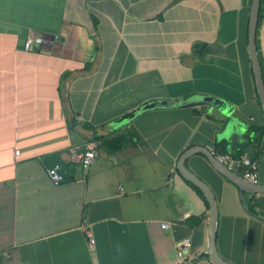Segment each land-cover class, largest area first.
<instances>
[{
  "label": "crops",
  "instance_id": "obj_1",
  "mask_svg": "<svg viewBox=\"0 0 264 264\" xmlns=\"http://www.w3.org/2000/svg\"><path fill=\"white\" fill-rule=\"evenodd\" d=\"M249 4L0 0V264H213L207 202L175 164L190 145L231 147L250 123L264 128ZM256 30L264 81V0ZM34 34L46 40L25 48ZM199 95L211 100L180 102ZM256 145L264 182V129ZM185 164L213 191L218 254L264 264V191L240 192L202 153Z\"/></svg>",
  "mask_w": 264,
  "mask_h": 264
},
{
  "label": "water",
  "instance_id": "obj_2",
  "mask_svg": "<svg viewBox=\"0 0 264 264\" xmlns=\"http://www.w3.org/2000/svg\"><path fill=\"white\" fill-rule=\"evenodd\" d=\"M259 6V0H250L249 11H248V22H247V49L248 55L251 63L252 74L254 78V85L256 89V93L261 105V109L264 116V81L262 78L261 68L259 65L257 51L255 46V32H256V24H257V10ZM197 98H189L187 100L180 101L181 103H190L193 100L197 101H210V95H199ZM177 100H160L153 101L150 104L155 105H171L176 103ZM193 153H202L211 166L217 170L220 174H222L229 181L234 183L239 191L246 190L249 192H263L264 191V182H256L251 183L248 180L241 177L238 173L229 168L224 162L219 161L212 151L202 145L193 144L185 149H183L177 159H176V170L177 172L184 177L186 180L193 183L197 186L201 192L203 193L205 200L207 202V233H206V246L205 253L209 261L213 264H233L224 258H222L215 247V228H216V215H217V205L216 200L213 194V191L202 178H200L197 174L191 171L187 165L185 164V160L187 156Z\"/></svg>",
  "mask_w": 264,
  "mask_h": 264
},
{
  "label": "built area",
  "instance_id": "obj_3",
  "mask_svg": "<svg viewBox=\"0 0 264 264\" xmlns=\"http://www.w3.org/2000/svg\"><path fill=\"white\" fill-rule=\"evenodd\" d=\"M45 40L46 38L43 35L34 34L27 36L24 40L23 45L25 48H31L32 46H39ZM17 151L18 150H14L15 153H17ZM212 153L219 161L224 162L229 168L237 171V173L244 179L248 180L251 183L258 182V172H257L258 170H257L256 160L251 156H249L247 152L243 151L237 157H232L227 153L214 152L213 150ZM94 155L95 152L91 148V146H86L84 147L82 152H79V161L82 165H86L93 159ZM46 174L52 183H56L62 178V175L57 170L56 166H51L46 168ZM160 226L166 227L167 223L161 221ZM85 232L88 234L87 230H85ZM92 241L93 239L89 234L87 238V244L90 245ZM188 245H189V238L187 236H184L179 240H177L175 243L176 255L177 256L184 255Z\"/></svg>",
  "mask_w": 264,
  "mask_h": 264
},
{
  "label": "trees",
  "instance_id": "obj_4",
  "mask_svg": "<svg viewBox=\"0 0 264 264\" xmlns=\"http://www.w3.org/2000/svg\"><path fill=\"white\" fill-rule=\"evenodd\" d=\"M260 7H261V0H259V6H258V10H257V24H256V29L259 23V18H260ZM257 32V30H256ZM255 32V33H256ZM255 46L256 48L258 47V39L255 36ZM258 50V48H257ZM258 54V51H257ZM259 56V54H258ZM263 127L261 125L258 124H252L250 123L247 127V133L244 134V140L238 143H234L231 147L228 146V143L224 140H218L214 143L213 146V151L214 152H220V153H227L232 157H237L241 152L245 151L246 148L248 147L249 144H254V148L252 146V151L249 154L252 158H254L255 153L257 152V145L260 140H261V134L263 133ZM253 133V136L250 138L249 137V132ZM255 141H257V143H255ZM122 143H125V141H121L119 145H121ZM255 159V158H254ZM188 181V180H186ZM199 193L202 194V192L200 191V189L195 186L193 183H191L190 181H188Z\"/></svg>",
  "mask_w": 264,
  "mask_h": 264
}]
</instances>
